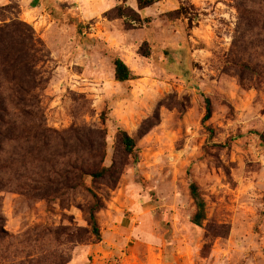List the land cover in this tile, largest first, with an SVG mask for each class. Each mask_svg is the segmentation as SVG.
I'll return each instance as SVG.
<instances>
[{
    "label": "rangeland",
    "instance_id": "374dc122",
    "mask_svg": "<svg viewBox=\"0 0 264 264\" xmlns=\"http://www.w3.org/2000/svg\"><path fill=\"white\" fill-rule=\"evenodd\" d=\"M1 16L33 27L49 52L32 112L39 144L13 139L0 164V264L21 252L45 264H264V0H13ZM108 51L133 79H116ZM20 113L11 133L29 136ZM104 166L114 172L81 178ZM191 180L207 202L202 227ZM87 187L106 197L100 240ZM62 228L71 243L50 235Z\"/></svg>",
    "mask_w": 264,
    "mask_h": 264
},
{
    "label": "trees",
    "instance_id": "16d2710c",
    "mask_svg": "<svg viewBox=\"0 0 264 264\" xmlns=\"http://www.w3.org/2000/svg\"><path fill=\"white\" fill-rule=\"evenodd\" d=\"M159 0H138V8L140 10L150 6ZM0 5V164H8V145L9 143L17 139H26L31 137L33 143H38L39 139L37 133L43 130L42 124L38 117L33 116L34 109L39 107L38 102L35 101V97H39L38 89L41 86V75L38 72V65L42 61L44 56H48V49L41 38L36 37V32L33 27L28 25L23 20L17 19L10 22L1 16V12L11 7V3ZM243 2V1H242ZM240 13L251 14L248 12L243 3L238 5ZM123 10L122 7H116L114 10ZM112 10V11H114ZM242 11V12H241ZM123 15V12L120 13ZM81 26L79 23L78 27ZM111 59L112 66L115 71L116 79L125 83L133 79V72L128 64L114 52L108 51L107 53ZM9 97H20L17 102L12 101ZM23 97V98H22ZM26 97V98H24ZM15 104V105H14ZM17 110L21 112L19 115L23 117L22 121H26L30 127V134L26 136V133H21L19 137H15L11 133L13 127V111ZM103 118L106 120L107 111H103ZM212 115L211 103L207 99V113L204 117V122L210 119ZM210 132L213 129L209 127ZM23 134V135H22ZM119 140L124 150L134 157V161L139 160V153L136 146V140L125 129H119ZM260 139L264 143V132H257ZM26 136V137H25ZM241 135L231 136L227 139V142L235 140ZM41 141V140H39ZM36 144V145H38ZM38 150V148H36ZM0 165V170H1ZM111 166H104L102 168L92 169L85 171L81 168V178L91 177L93 180L105 178L113 173ZM86 186V185H84ZM88 188L91 194L92 202L89 205L88 221L90 225V233L96 240L101 239V230L98 222V212L105 206L106 197L99 194L92 188ZM189 192L192 197L196 211L191 219L192 223L197 227H202L207 219V202L202 193L201 186L198 182L191 180L189 183ZM50 235L53 238H57V241L62 236H65V242L71 243V235L67 229H57L56 232L50 231ZM57 236V237H56ZM6 236L2 234L0 230V241L5 240ZM62 243L57 244L60 246ZM20 254L19 252H17ZM23 254V260L19 263L12 264H45L44 261H36L32 259V254L28 252H21ZM63 253V252H62ZM13 256L15 254H12ZM57 264H66L65 257L62 254H55Z\"/></svg>",
    "mask_w": 264,
    "mask_h": 264
}]
</instances>
